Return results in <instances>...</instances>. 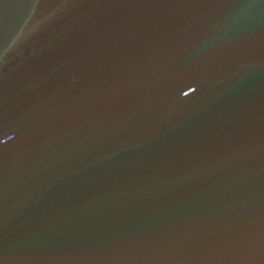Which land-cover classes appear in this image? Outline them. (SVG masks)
<instances>
[{
    "label": "water",
    "instance_id": "obj_1",
    "mask_svg": "<svg viewBox=\"0 0 264 264\" xmlns=\"http://www.w3.org/2000/svg\"><path fill=\"white\" fill-rule=\"evenodd\" d=\"M0 264H264V0H0Z\"/></svg>",
    "mask_w": 264,
    "mask_h": 264
}]
</instances>
